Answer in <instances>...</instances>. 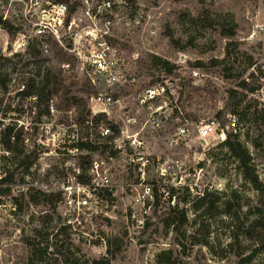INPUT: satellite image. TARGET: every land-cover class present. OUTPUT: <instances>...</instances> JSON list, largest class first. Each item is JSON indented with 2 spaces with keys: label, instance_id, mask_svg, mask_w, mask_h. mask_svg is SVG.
<instances>
[{
  "label": "rangeland",
  "instance_id": "rangeland-1",
  "mask_svg": "<svg viewBox=\"0 0 264 264\" xmlns=\"http://www.w3.org/2000/svg\"><path fill=\"white\" fill-rule=\"evenodd\" d=\"M9 1L0 0V12ZM112 1L109 41L118 50L120 84L100 74H93L92 83L68 56L75 64L65 73L66 84L74 82L70 95L54 98V113L39 98L33 131L21 133L19 146L20 151L38 152V159L12 191L14 198L20 189L25 196L17 207L13 197L0 201V264H160L159 255L169 249L170 256L162 257L169 264H263V254L251 263L241 261L254 248L251 222L264 215V0ZM74 2L80 0L68 1ZM12 7L13 19L19 6L13 1ZM218 26L232 28L233 37L225 38ZM0 35L1 52L6 35ZM155 58L174 65L173 74H164ZM198 62L201 67H195ZM11 63L1 67L24 71L23 63ZM192 70L200 75L192 77ZM195 78L202 87L188 86ZM162 80L172 82L166 85L175 87L174 97L140 105L142 90ZM242 80L261 87L232 114L236 125L227 131L237 134L250 153L260 190L220 138L200 141L194 125L220 110L226 115L227 91ZM96 94L116 99L105 115L119 131L111 140L99 138L98 151L79 150L73 144L86 125L74 123L76 108L67 109V103L83 96L90 107ZM0 98L1 114L6 97L0 93ZM147 118L152 121L144 124ZM223 118L229 121L228 114ZM185 119L193 125L182 134ZM104 146L108 149L103 152ZM111 151L116 155L110 156ZM87 155L91 166L82 158ZM94 162L100 164V175L92 171ZM81 166L88 168L86 176H96L92 208L63 214L59 198L48 194L76 182ZM203 194L210 204L205 213ZM200 220L202 230L195 235ZM61 225L67 228L58 232ZM29 237L43 249L34 253ZM200 238L206 245L197 244Z\"/></svg>",
  "mask_w": 264,
  "mask_h": 264
},
{
  "label": "built area",
  "instance_id": "built-area-1",
  "mask_svg": "<svg viewBox=\"0 0 264 264\" xmlns=\"http://www.w3.org/2000/svg\"><path fill=\"white\" fill-rule=\"evenodd\" d=\"M13 1L18 4L19 9L16 8L15 17L12 19L10 11L13 10ZM68 1L10 0L7 7L3 5L1 8L0 31L5 32L6 36L0 52V71L2 68L5 72L7 83L5 87H0V93L6 97L0 114V187L3 185L2 180L7 176L8 168H11L15 161L6 143V136L9 135L10 141L14 142L16 133L33 131V118L38 112L40 82L44 80L47 68L57 67L66 73L70 71V67H75L68 57L72 56L92 83L96 82L93 74H100L112 76L113 84H120L118 50L109 41L113 26L111 12L115 3L112 0H80L74 2L75 5H69ZM123 1V4L130 5L127 0ZM33 49L39 54L34 55ZM58 50L65 54L66 59H60ZM6 62L23 63L24 71L20 67L16 73L12 72V68L4 70L1 66ZM192 74V77L200 75L197 70H192ZM22 77L27 80L20 81ZM29 80L34 83L33 89H30ZM169 82L172 84L166 80L159 85L144 88L138 98L140 105L153 104L155 99L164 95L169 99L173 98L175 87H168L166 83ZM262 96L264 99V90ZM113 100L116 99L108 94L93 96L89 107L91 117L107 113L106 106ZM47 104L48 111L54 113V100L51 99ZM16 105L19 110H16ZM232 116L228 114V126L222 125L216 117L196 122L194 125L197 127L198 140L208 142L210 138L218 137L224 142L228 134L227 127L229 129L236 125L232 123ZM145 121L144 124H148L152 120L147 118ZM103 124L98 127L102 136L113 134L111 127ZM190 125L193 124L185 119L180 132L187 134ZM94 163L92 171L100 175V164ZM95 181L94 175L90 184H83L78 179L72 184H65L58 205L60 211L67 214L70 209L69 215L73 216L85 208H92L91 192L97 189Z\"/></svg>",
  "mask_w": 264,
  "mask_h": 264
},
{
  "label": "trees",
  "instance_id": "trees-1",
  "mask_svg": "<svg viewBox=\"0 0 264 264\" xmlns=\"http://www.w3.org/2000/svg\"><path fill=\"white\" fill-rule=\"evenodd\" d=\"M129 4H136L137 0H127ZM2 22V17L0 16V23ZM209 25H213V22L211 20L208 21ZM219 27V26H218ZM220 33L225 38H231L234 35V31L232 28H225L223 26L219 27ZM34 55H38L39 52L35 51L33 49ZM58 54L60 55V59H66L65 54L62 53V51L58 50ZM1 57V56H0ZM156 60H159L161 64V69L164 71V74L171 76L173 74V70L175 68L174 65H171L169 61L167 60H161L159 58H155ZM198 62L195 67H201V64ZM177 76V75H176ZM179 77V76H177ZM66 75L65 72L62 71L60 68H47L44 74V80H41L40 87H39V98L41 99V102L44 103L46 108L48 109V102L58 95H60V99H66L68 95L71 93V85L74 84V82H70L69 84H66ZM192 79V77H191ZM27 80V78L22 77L20 81ZM202 80L199 79H193L190 81H187L189 83H192L195 87L200 88L203 86L200 85V82ZM29 86L30 89L34 88V83L29 80ZM163 82V80H162ZM7 83V78L5 75V72L2 70L0 71V87H5ZM159 83V81H158ZM191 84V85H192ZM260 84H254L247 82L246 80H242L239 82V85L237 88H231L227 91L228 93V100L226 103V113L227 114H236L239 113L243 103L246 101L247 97L250 93L255 92L260 88ZM183 89V86L180 90L181 93ZM69 102V101H67ZM57 104V103H56ZM58 107L59 104H57ZM74 106L76 108V115L74 117V123L77 125H86L85 131L78 133V138L75 140L73 146L79 150L88 149L90 151H98L101 147L100 144H97V141L99 138H104L106 140H111L115 138V136L118 134V128L113 125L110 121L107 120V116L105 114H99L94 117H91V110L88 106V100L87 98L83 96H73V100L71 104L67 103V109ZM226 114V115H227ZM224 114V110H220L216 114V118L221 121L222 125H225L228 120L226 118L224 119L223 116H226ZM195 121H199L198 118L195 117ZM101 123H106L108 126L111 127L113 134H110L108 136H102V134L98 131V127ZM91 125V126H90ZM21 133H16L15 141L11 142L9 139V135L6 136V143L8 147L11 149L13 158H14V164L11 166V168H8L7 170V176L2 180L3 185L0 187V201L3 197H13L12 191L13 186L23 183L27 177V175L31 174V168L36 163L38 159V152H35V150L31 151H24L19 150L20 146V137ZM229 151L230 153L237 158L240 167L245 175V177L258 189L260 190L262 188L261 183L258 181V176L255 173L253 164L251 162L252 158L250 156V153L248 150L243 146L242 142L239 140L237 134L228 133L226 140L222 143ZM104 151H107V146H104ZM116 152L111 151L110 156H115ZM83 160L88 163L89 166L92 165V160L90 155L82 156ZM82 173H79L77 175V179L79 182L83 184H90L92 181L91 176H86L85 173L88 170V168L81 166ZM174 188H172V191ZM19 196H16L14 198L16 207L19 205V198L25 196V192L20 189ZM170 193V192H169ZM47 194H45L46 196ZM156 196V194L153 192L152 196ZM48 196L53 198H61V193H49ZM33 197V196H32ZM207 196L203 194L200 197V201L203 202L201 209L204 211L209 210L210 204L209 202H206ZM20 207V206H19ZM173 215L176 213V208L174 207L173 210H171ZM264 214V212H263ZM186 221L185 216L181 218V223H184ZM203 221H198V226L195 231L196 233H200L203 226ZM65 228H67L65 225H61L58 229L59 231H63ZM249 237L252 241L254 248L252 249L251 253L242 259L241 263H251L259 254L264 255V215L261 216V218L257 219L255 222H251V225L249 227ZM36 238L29 237L27 243L31 246H33L32 250L34 253L37 251L42 250L40 246V242H35ZM206 241L202 238L199 239L197 242L198 245H206ZM45 250L47 249L44 248ZM173 252L172 249L165 250L159 255V262L160 264H169V260H162V257L164 255L170 256V254ZM92 264H105L102 260H93ZM264 264V262H263Z\"/></svg>",
  "mask_w": 264,
  "mask_h": 264
}]
</instances>
